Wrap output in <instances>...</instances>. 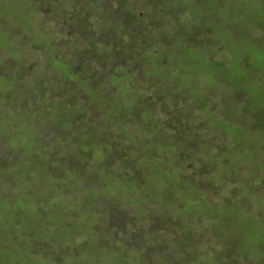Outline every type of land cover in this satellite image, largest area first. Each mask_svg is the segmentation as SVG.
<instances>
[{
  "label": "trees",
  "instance_id": "trees-1",
  "mask_svg": "<svg viewBox=\"0 0 264 264\" xmlns=\"http://www.w3.org/2000/svg\"><path fill=\"white\" fill-rule=\"evenodd\" d=\"M72 1L76 13L72 14L69 26L62 33L75 31L85 35H100L93 41L94 46L101 38L106 39V45L95 51L99 55L101 66L113 63L116 65V68L111 69L113 74L108 81L115 83L119 90L110 97L120 107L121 100L125 97L121 88L125 86L129 91H134L130 96L134 107L127 112H120V108L116 112H105L100 105L98 114L92 103L87 109L100 115L98 117L103 122L98 123L93 118L76 126L74 120L79 121L83 117L80 113L66 122L61 133L71 140V147L58 142L54 152L52 151V166L49 168L51 176L43 198L37 200L30 197L27 204H31L33 208L22 210L11 206L12 213L16 214L14 219L9 216L8 211L5 214L0 206V241L3 243L0 244V264H8V255H12L16 262L23 261L26 252L37 254L49 251L52 252L51 258H61L58 250H52L54 243L31 238V234L36 232H32V228L47 231L53 227L51 221L44 223L45 216L40 219L43 212L48 214L43 208L49 206L56 208H49V212L61 217L67 215L71 223L77 216L81 220L79 225L71 224L70 228L62 232L65 245L81 246L84 248L83 254L88 253L90 248L87 247L91 245L88 238L93 236L96 246L99 245L97 249L111 254V263L118 260L116 244L120 237L125 242L126 264L128 260H133L132 264H209L207 260L215 257H220L223 262L233 258L234 264L243 262L245 258L230 246L236 245L237 239L246 238L244 242L259 240L255 238L256 231L264 233V176L260 173L264 169V127L258 125L252 129H240L241 127L229 126L226 119L218 118L219 98L201 74L207 65L217 68L220 61L226 58L227 61L220 65L225 76L235 78L242 85H247L248 82L260 84L259 75L264 73V0H88L89 3L86 0H69ZM69 2L65 6H70ZM56 6L58 16L59 12L63 13L62 0ZM251 7L256 15L254 23L246 22L245 18ZM15 10L18 14L17 7H4L0 12L7 16V11L15 14ZM106 13L112 15L111 25L98 20ZM69 14L65 13L66 18ZM15 32L17 31H0V39L10 44ZM211 48H215V51L210 52ZM82 50L83 48L77 50V56L84 61L89 60ZM215 53L220 55L219 59H216ZM134 54L140 60H136ZM62 66L66 69L65 65ZM196 66L199 68L198 72H195ZM66 71L74 79L80 77L77 70L68 68ZM0 77L5 79L8 75ZM201 78L205 79L206 85L200 83ZM239 91L242 92L234 94L229 89L226 93L229 104L227 116L236 115L235 110L245 100L243 92L246 91ZM0 96L2 99L9 98L11 93L0 90ZM141 96L142 106L139 103ZM126 99L127 96L122 101ZM62 106L66 108L63 103ZM199 110L207 114L205 119L196 115ZM250 113V110H244L240 117L245 118ZM161 114L167 115L166 121L161 120ZM114 116L118 118L120 129L116 130L112 126ZM141 117L142 125L139 124ZM40 122L44 121H39L36 128L32 126L25 129L33 131L31 160L5 159L3 167L29 172L38 165V156L43 151L35 150L41 143L37 138ZM215 123L222 126H216ZM127 126H133L139 130V134L135 133L134 136L131 130L126 129ZM45 132L50 137L56 135V132L49 129H45ZM115 132L120 135L117 136L119 141L112 143ZM223 133L237 144L213 148L212 141L217 134ZM239 135L246 137V141L240 146L237 141ZM126 138L130 139L129 144ZM245 147L248 150L250 148L252 153L244 154ZM252 147L257 150L253 152ZM58 152L63 153L62 158ZM199 158L207 160L204 168L199 166ZM62 164L66 166L65 170L61 168ZM187 165L189 171L186 169ZM164 169L167 171L166 175L162 173ZM176 171H179L183 182L191 186L190 189L173 191L169 178ZM58 176L67 187L52 190L55 177ZM5 177L16 180L13 176ZM74 180L80 188H76L78 195L75 202L70 203L64 196L67 191L75 188L68 186ZM207 183L214 184L220 190L230 191H218L221 201L216 204L204 192ZM227 184L228 188L225 187ZM91 185L94 186L93 190H89ZM182 196L191 197L186 204L193 216L214 220V225L210 224L212 233L224 246L217 249L215 254L206 250L209 257L198 254L186 262L175 263L170 259L175 257L172 253L174 250L187 252L189 244L199 245L196 240L203 241L198 236V228L192 227L190 221L182 222L183 219L173 211L182 212L176 209L160 213L156 207L147 206V212L142 215V210L137 208L130 214L128 208L135 204L142 206L150 198L160 206L175 208L172 204L177 205ZM162 197L165 202H162ZM11 201L12 198L0 195V203L11 205ZM258 205L259 209L252 213L254 206ZM117 207L127 209L123 213L125 218L120 216ZM221 208L224 209L222 213ZM83 222L91 229L90 234L79 228ZM257 222L259 225L256 226ZM239 225L246 227L239 228ZM61 227L64 228L60 225L58 229ZM107 228L111 230L112 241L107 240ZM80 237L85 238V243H78ZM20 238L30 241L25 239L22 242L19 241ZM153 242V250L146 257L142 254V249ZM180 244L183 249H180ZM171 245L176 246L170 251ZM40 248L42 251H39ZM260 248L264 249L262 246ZM165 249H169V253L163 254ZM157 253L159 255L153 256ZM79 254L78 262L85 264V258L84 261L81 260L83 255ZM42 262L37 264H43ZM66 262L69 261L63 258L59 264Z\"/></svg>",
  "mask_w": 264,
  "mask_h": 264
},
{
  "label": "rangeland",
  "instance_id": "rangeland-1",
  "mask_svg": "<svg viewBox=\"0 0 264 264\" xmlns=\"http://www.w3.org/2000/svg\"><path fill=\"white\" fill-rule=\"evenodd\" d=\"M13 1L17 2L18 0H0V10H3L4 7L7 9L17 7L19 10L18 14L17 10L14 11L15 14L13 11H7V16L3 13L1 14L0 12V31H17L15 32L14 40L10 42V44L4 39H0V76L8 75L5 79H1L0 77V82H3L2 85H0V90L5 93H11L9 98L2 99L0 96V195L12 198L11 205H7V203H0V206L4 212L8 211V214L12 219H14L16 214L12 213L11 206H14V208L18 207L22 210L31 208L32 205L27 204L29 200H31L30 197L38 200L43 198L46 193L47 183L51 176L49 168L52 166L50 164V155L53 154L52 151L54 152L58 142H60L59 144H66L71 147V140L68 137L63 136L61 132L65 129L66 122H68L72 116H76L77 113H80L83 116L82 120H74L76 122V126H81L84 122H89L93 118L95 119L94 121H98V123L103 122L102 118L98 117L100 116L98 115L100 112V105H102V108L104 107L105 112H116L118 108L121 109L120 112H127L129 109L131 110V108L133 109L134 107L133 100L130 99V96L134 94V91H129V89L125 88V86L121 88V92L125 97L127 96V99L122 101L125 98L124 97L121 100L122 103L120 104V107L115 104L113 97H110L113 93L118 92L119 90V87L116 86L115 83H111V80L108 81L111 79L113 74L111 69L116 68V65L113 63L114 65L111 64L101 66V62L98 59L99 55L95 51L98 48H102L101 46L106 45V39L101 38L99 41H96L95 47L92 45L93 41L99 38L100 35H85L75 31H69L67 34L62 33V30H64L66 26H69L72 14L76 11L75 6H72V4H74L73 1L69 2V0H62L63 13L59 12L58 16L56 4H59L61 0H40L39 2L38 0H19L17 2L19 5H15ZM37 2L39 5H37ZM68 2L70 6H65ZM85 2L89 3L88 0ZM46 8L47 10H45ZM65 13H70L67 18ZM19 15L20 17H17ZM255 17V11L253 10V7H251L249 12L245 15L246 22L250 21L254 23ZM110 18H112V15L106 13L101 15L98 20L106 25H111ZM239 30L242 31L241 27H239ZM49 46L53 47L55 52H53V48L51 49ZM222 46L225 48L224 45ZM108 47L111 48L110 46ZM80 48H83L82 53L84 55H88L89 60L87 59L84 61L82 58L77 56V50ZM209 51L213 52L215 51V48H211ZM106 53L109 52L106 51ZM219 56L215 53L216 59H219ZM75 57L77 59H75ZM236 57H239L238 54H236ZM134 58L136 60H140V58L135 54ZM122 59L124 61V58ZM226 61L227 59L224 58L220 61V63L224 64ZM62 65H65L66 69ZM71 65H74L75 67L72 68ZM220 65H218L217 68H210V66L207 65L205 71L201 74L208 82L212 92L219 98L220 105L217 106V109L220 112L217 113L218 118H224L229 126L241 127L240 129L248 127L252 129L254 127H258V125H262L261 127H264V73L259 75V85L246 82L247 85L243 83V88V85L239 84L235 78L225 76L224 71H221L220 69ZM67 66L70 70L79 71L80 77L74 79L66 71L68 70ZM190 71H192V68H190ZM198 71L199 68L196 66L195 72ZM204 78H201L200 83L206 85L204 83ZM249 88H252L253 90H250ZM229 89L232 90L234 94L242 92L239 91V89L246 91L243 92L245 100L242 102V105L235 110L237 111V114L234 116L226 115L229 108L226 93ZM102 97L110 98L104 99ZM25 98L27 100H25ZM62 103L66 108L62 106ZM92 103L96 107V113L98 114L87 109L88 105ZM139 103L142 106V96ZM244 110H250L251 113L245 118H241L240 115ZM196 115L205 119L207 114L203 110H199L196 111ZM50 116L52 119H50ZM160 118L162 121H166L167 115L161 114ZM39 121L44 122H40L39 127L41 128L37 133V138L41 141V143L35 148V150L36 152H40L43 149L41 154L38 156L40 160L38 161V165L29 172L20 171L19 169L14 171L3 167L2 162L5 159H12L16 161H24L25 159L31 160L32 157L30 147L32 146L30 144L34 141L33 131H29V129L25 131V129L37 126ZM139 124L142 125V117ZM104 125H106L105 121ZM215 125L219 127L222 126L220 123H215ZM112 126L116 130L121 128L118 126L117 117H115V120L112 122ZM45 129L56 132V135L50 137L45 132ZM126 129L131 130L134 133V136L135 133L139 134V130H136L133 126H127ZM114 135L112 143L119 141L117 136L120 137V135L116 132ZM226 135L227 134L224 133L217 134L215 140L211 143L212 147L220 149L222 146L231 147L230 144L233 146L237 144V142L234 140L231 141V138ZM237 138L239 146L241 143L246 141L245 135H239ZM129 140V138H126L127 144H129ZM252 149L253 152L257 150L254 147H252ZM248 153H252V150L250 148L248 150V147H245L244 154ZM229 154L230 152L228 155ZM58 155L60 158L63 157V153L58 152ZM198 162L199 166L203 168L204 165L207 164V160L205 158H199ZM61 168L65 170L66 166L62 164ZM186 169L188 171L190 170L188 165L186 166ZM90 172L93 173L92 170ZM60 173L61 172H58V174ZM162 173L166 175V169L162 170ZM260 173L264 176V169L261 170ZM5 176H13L16 180L14 181V178L9 180ZM76 176H78L77 172ZM169 180L173 185V191L191 188V186H188L185 182H183L179 175V171L174 172ZM195 185H197L196 182ZM228 185L229 184L225 187L228 188ZM68 186H75L74 189L67 191L65 193L66 196H64L65 199L70 200L69 202L72 203L75 202L76 196L78 195L76 188L80 187L75 184V180L74 182H70ZM205 186L207 189L204 190V192H206L216 204L221 201L218 191H230V189L220 190L212 183H207ZM65 187H67L66 183L61 181L59 176L55 177L54 185L51 189L59 190ZM93 189V185L89 186V190ZM180 196L181 195H179V197ZM151 199L152 198L148 199L144 204H142V206L140 204H135L134 206L131 205L128 208L129 213L132 214V212L138 208L140 211L142 210V215H145L148 208L147 206L156 207L157 210L159 209L160 213L176 209L182 213L177 211L173 212L177 213V216L183 219L182 222L187 220V222L190 221V225H192V227L196 226L198 228V236L203 240H196L199 245L189 244V250L187 252L184 250H174L172 253L175 257L170 259H173L175 263L186 262L198 254L201 257H209L206 250L209 249L210 253L215 254L217 249H221L224 246L218 241L217 236L212 233L210 224L214 225V220L192 215V211L186 204L187 201L190 202L189 200L191 197L182 196L177 205L174 203L172 204V206H176L175 208L170 206L169 208H165L158 205V202H153ZM161 200L162 202H165L163 197ZM21 202L23 203L20 204ZM49 208L54 207H44L43 209L47 211L48 214L43 212L40 219L45 216L44 223L51 221L53 227H50L47 231L32 228V232H36L31 234V238L33 240L46 243H54L52 250H58L61 254V258H51L50 254L52 252L49 251L37 254L26 252L24 260L20 262L14 261L12 255H8V264H37L39 261H43V264H59L63 258L69 261L66 262V264H80L78 262L79 253L83 256L85 254V257H80L83 261L85 258V264H116L117 261L119 264H126L124 257L125 242L121 237L118 238L119 240H117L116 244L118 260H113L112 263L110 261V258H112L111 254L108 252L104 253L103 250L97 249L99 248V245L96 246L97 243H95V237L93 236L88 238V241L91 244L87 247L90 248L88 253L83 254L84 248L81 246L75 247L73 245H65V241L62 238V232L70 228L69 225L71 224L79 225L81 220L77 216L74 222L71 223L70 220L68 221L67 215L61 217L56 213L49 212ZM55 209L56 208H54V210ZM117 209L120 216L125 218L123 213L127 209L124 207H117ZM257 209H259V205L254 206L252 213L256 212ZM223 210L224 209L221 208V213ZM3 211L2 213H4ZM90 217L89 213V218ZM258 223L259 222L256 223V226L259 225ZM56 225H63L64 228L61 227L58 229V226ZM180 225L181 223L177 226ZM192 227H189L190 230ZM233 227L234 226H232L231 229H233ZM242 227L246 226L239 225V228ZM79 228H81L83 232H88L89 234L91 232V229L85 222H83ZM129 228H131L130 225ZM106 231L108 232L106 233L107 240L112 241L113 236L110 234L111 230L107 228ZM256 234L257 236H255V238L259 240L250 239L244 242L243 240L246 238L237 239V244L230 246L236 253L245 258V260H243V262L240 261L239 264H264V249L261 250L260 248V246L264 247V233L261 234L259 231H256ZM25 239L29 240L27 238H20L19 241L25 242ZM1 243L2 242L0 241V244ZM78 243H85V238L80 237ZM153 244L154 242L152 244H146L147 247L142 249V254L144 253L147 257L149 251L153 250ZM1 245H3V243ZM129 245L131 244L129 243ZM175 246L176 245H171L170 251L172 250V247ZM180 246V249H183L182 244H180ZM100 248L103 249L102 246H100ZM39 251H42V248H40ZM167 253H169V249H165L163 254ZM157 255L159 254L157 253L153 256ZM127 260L128 259H126V261ZM207 262L209 264H234V259L231 258L227 262H223L220 257H215L210 261L207 260ZM132 263L133 260L127 261V264Z\"/></svg>",
  "mask_w": 264,
  "mask_h": 264
}]
</instances>
